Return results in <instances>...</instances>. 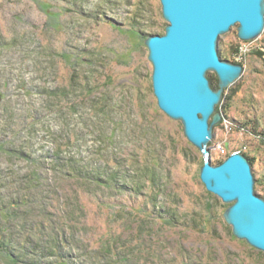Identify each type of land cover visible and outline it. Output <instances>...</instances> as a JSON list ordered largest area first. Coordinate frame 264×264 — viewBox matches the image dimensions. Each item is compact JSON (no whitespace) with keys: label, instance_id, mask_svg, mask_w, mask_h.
<instances>
[{"label":"rangeland","instance_id":"374dc122","mask_svg":"<svg viewBox=\"0 0 264 264\" xmlns=\"http://www.w3.org/2000/svg\"><path fill=\"white\" fill-rule=\"evenodd\" d=\"M167 24L161 0H0V264H264L159 106L146 39ZM218 50L243 71L207 150L251 156L264 197V30Z\"/></svg>","mask_w":264,"mask_h":264},{"label":"water","instance_id":"95a60500","mask_svg":"<svg viewBox=\"0 0 264 264\" xmlns=\"http://www.w3.org/2000/svg\"><path fill=\"white\" fill-rule=\"evenodd\" d=\"M161 2L168 20L166 32L146 39L159 106L181 120L188 139L206 152L201 178L209 191L231 203L225 218L234 233L264 250V197L255 191L252 163L243 153L233 152L214 164L207 150L213 127L222 119L216 105L224 88L243 71V65L222 58L219 37L236 24L240 38L259 36L264 30V0ZM208 71L216 72L218 89L212 86Z\"/></svg>","mask_w":264,"mask_h":264},{"label":"trees","instance_id":"16d2710c","mask_svg":"<svg viewBox=\"0 0 264 264\" xmlns=\"http://www.w3.org/2000/svg\"><path fill=\"white\" fill-rule=\"evenodd\" d=\"M221 56H222V58H224V59H227V60H230V61H232V62H234V63H237V62H235V60H231V59H229L228 58V54L227 53H225L224 51L223 52H221ZM210 78V81H211V84H212V86L214 87V88H218V80L217 79H215V78H213V77H209ZM224 97H225V94H223V97H222V100H224ZM246 156H247V158L250 160V162L253 164V158L251 157V156H248L247 154H245ZM77 164L76 165H74V169H75V171H82V169L81 168H78L79 167V165L77 166ZM79 173V172H78ZM6 234H4L3 236H5ZM2 236V237H3ZM7 236H5L4 238H1V243H2V245H6V251H8V250H10V249H8L7 247H8V245H9V241L7 242V238H6ZM20 243H21V246L20 247H22L21 248V250L22 251H26V250H28V249H31L33 246H31V245H29V243H31V242H29V240L28 241H25L26 242V244H24L23 242H22V240L21 241H19ZM22 244H24V246H22ZM32 244V243H31ZM10 247V246H9ZM18 247H19V244H18ZM11 248H12V246H11ZM13 249H16V247H13L12 248V250ZM51 251H53L54 250V245H52L51 246ZM12 250H10V251H8L10 254H13L14 253V250L12 251ZM45 251L47 250V249H44ZM17 255V254H16Z\"/></svg>","mask_w":264,"mask_h":264}]
</instances>
